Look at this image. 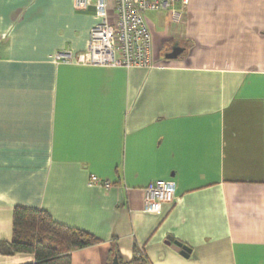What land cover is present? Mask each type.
Segmentation results:
<instances>
[{"label": "crops", "instance_id": "1", "mask_svg": "<svg viewBox=\"0 0 264 264\" xmlns=\"http://www.w3.org/2000/svg\"><path fill=\"white\" fill-rule=\"evenodd\" d=\"M149 14L155 67L57 65L59 50L87 48L95 9L0 0V243L22 207L100 240L72 264H111L115 251L264 264V0H190L179 22ZM176 45L184 52L167 58ZM157 180L176 198L146 213ZM34 262L0 253V264Z\"/></svg>", "mask_w": 264, "mask_h": 264}, {"label": "built area", "instance_id": "2", "mask_svg": "<svg viewBox=\"0 0 264 264\" xmlns=\"http://www.w3.org/2000/svg\"><path fill=\"white\" fill-rule=\"evenodd\" d=\"M190 0H73L76 11L93 7L99 22L89 35L87 48L82 52L62 49L56 52L55 64L101 68H153L155 56L153 35L148 25L150 12H170L174 22H179ZM113 7L111 20L109 8ZM89 185L112 184L92 175ZM176 184L173 181L157 180L144 188V212L158 213L162 204L173 203Z\"/></svg>", "mask_w": 264, "mask_h": 264}, {"label": "trees", "instance_id": "3", "mask_svg": "<svg viewBox=\"0 0 264 264\" xmlns=\"http://www.w3.org/2000/svg\"><path fill=\"white\" fill-rule=\"evenodd\" d=\"M99 243L100 240L84 230L55 222L45 211L16 207L13 238L10 242L0 243V253L8 256L32 254L34 264H72L73 252ZM115 255L120 264H145L146 260L143 252H137L129 262L124 261L118 251L113 257Z\"/></svg>", "mask_w": 264, "mask_h": 264}, {"label": "water", "instance_id": "4", "mask_svg": "<svg viewBox=\"0 0 264 264\" xmlns=\"http://www.w3.org/2000/svg\"><path fill=\"white\" fill-rule=\"evenodd\" d=\"M184 50V48L176 45L173 47L172 52L167 55V58H178L184 52ZM167 243L172 245L175 250L179 251L185 257H187L191 252V249L188 246L173 239L172 237L167 238ZM111 264H120L119 257L117 255L113 257Z\"/></svg>", "mask_w": 264, "mask_h": 264}, {"label": "rangeland", "instance_id": "5", "mask_svg": "<svg viewBox=\"0 0 264 264\" xmlns=\"http://www.w3.org/2000/svg\"><path fill=\"white\" fill-rule=\"evenodd\" d=\"M152 14H155V13H152ZM149 15H150V14L147 15L148 20H149V18H151V17H149Z\"/></svg>", "mask_w": 264, "mask_h": 264}]
</instances>
